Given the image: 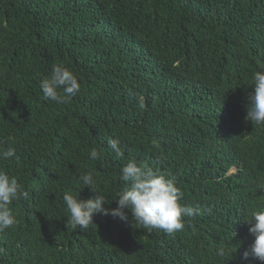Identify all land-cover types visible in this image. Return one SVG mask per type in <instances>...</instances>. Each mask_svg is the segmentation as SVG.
<instances>
[{
	"label": "trees",
	"instance_id": "trees-1",
	"mask_svg": "<svg viewBox=\"0 0 264 264\" xmlns=\"http://www.w3.org/2000/svg\"><path fill=\"white\" fill-rule=\"evenodd\" d=\"M57 64L81 84L65 104L40 88ZM257 71L264 0H0V152L19 157L0 168L28 193L0 264H264L243 258L244 220L264 209V125L245 120ZM132 159L175 177L199 213L171 235L128 210L72 229L64 193L95 197L79 179L93 172L115 208Z\"/></svg>",
	"mask_w": 264,
	"mask_h": 264
},
{
	"label": "clouds",
	"instance_id": "clouds-1",
	"mask_svg": "<svg viewBox=\"0 0 264 264\" xmlns=\"http://www.w3.org/2000/svg\"><path fill=\"white\" fill-rule=\"evenodd\" d=\"M251 85L254 90L248 96L245 120H250L255 125H264V71L254 73ZM40 88L45 100L65 104L80 92L81 84L69 68L57 64L53 67L51 76L41 80ZM107 144L116 157L124 155L118 138H109ZM13 157L19 161L13 147L0 152V160H9ZM100 157L101 152L92 148L90 159L98 160ZM119 171V178L125 187L115 199L117 201L115 208L105 207L109 200L96 190L93 172L83 174L79 179L84 187L88 186L97 192L95 197L84 199L81 198L80 192L75 195L64 193L63 201L70 214L67 218L72 229H87L93 224L95 214L111 215L126 222L130 211L132 218L144 229L149 231L159 229L171 235L184 229V217L199 213V208L180 203L184 194L177 187L175 177L167 172L153 169L145 163H138L135 159L129 160ZM27 195L18 178L0 168V231L10 229L16 224V217L10 205L21 198H27ZM244 221L249 224L248 231L254 236V240L244 251L243 258L247 259L251 255L264 261V209L252 212ZM218 255L224 256L225 249H218Z\"/></svg>",
	"mask_w": 264,
	"mask_h": 264
}]
</instances>
